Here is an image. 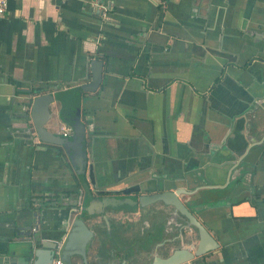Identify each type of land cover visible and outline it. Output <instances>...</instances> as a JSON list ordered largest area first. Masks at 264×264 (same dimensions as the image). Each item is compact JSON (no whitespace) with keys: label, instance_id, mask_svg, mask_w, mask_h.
<instances>
[{"label":"crops","instance_id":"crops-1","mask_svg":"<svg viewBox=\"0 0 264 264\" xmlns=\"http://www.w3.org/2000/svg\"><path fill=\"white\" fill-rule=\"evenodd\" d=\"M95 59L103 78L83 92L84 145L61 155L39 140L32 100L54 94L46 127L62 135L58 98L91 81ZM76 174L93 194L215 186L202 191L198 214L218 249L187 264H264V0H9L0 20V255L27 231L65 233L75 205L30 203L75 197ZM179 236L184 246L199 240L195 228ZM105 246L89 252L90 264H117Z\"/></svg>","mask_w":264,"mask_h":264},{"label":"water","instance_id":"water-1","mask_svg":"<svg viewBox=\"0 0 264 264\" xmlns=\"http://www.w3.org/2000/svg\"><path fill=\"white\" fill-rule=\"evenodd\" d=\"M91 66L90 82L80 85V88L65 89L58 98L62 116L72 129L71 136L51 132L46 127V123L52 117L51 104L56 100L54 94L47 92L33 98L31 118L41 142L61 145L68 154H71L72 146L84 145L86 126L82 121L81 112L83 92L96 91L103 78V61L95 59ZM205 189L217 188L200 186L188 191L184 188L169 189L157 185L153 192L141 194L137 198L132 195L119 197L108 191L93 194L91 190H88L83 203L76 201L75 208L71 209V215L75 214V216H70L68 227L63 235L49 239L40 233L27 231V238L24 241L13 239L8 242L0 255V264H53L55 258H59L61 264H76L77 256L81 257L82 264H90L88 249L91 242L95 240L102 242L104 237L100 225L94 221L96 216H101L108 226L110 223L105 213L106 208L136 206L143 208L154 203H163L170 210L172 209L181 234H186L190 229L195 228L198 231L199 240L189 246L180 244L178 248L170 250L166 256L160 257L155 252L154 260L150 264H187L212 254L218 249L216 239L204 226L198 214L204 208L202 191ZM213 202L218 204L220 199H209L208 205ZM123 264H126V261Z\"/></svg>","mask_w":264,"mask_h":264},{"label":"flooded vegetation","instance_id":"flooded-vegetation-1","mask_svg":"<svg viewBox=\"0 0 264 264\" xmlns=\"http://www.w3.org/2000/svg\"><path fill=\"white\" fill-rule=\"evenodd\" d=\"M108 192L119 197L132 195L137 198L140 195L119 189ZM105 213L110 225L107 226L101 216L94 218V221L100 225L104 237L102 242L96 240L91 242L88 258L92 249L101 256L105 245L109 243L108 258L116 261L117 264H123L124 261L126 264H150L154 260L155 252L162 257L168 255L170 250L179 247V232L167 234L168 230L176 229L177 220L172 209L170 210L163 203H154L143 208L139 206L106 208ZM75 262L82 264L81 257H75Z\"/></svg>","mask_w":264,"mask_h":264},{"label":"trees","instance_id":"trees-1","mask_svg":"<svg viewBox=\"0 0 264 264\" xmlns=\"http://www.w3.org/2000/svg\"><path fill=\"white\" fill-rule=\"evenodd\" d=\"M40 89H35V93H39ZM44 92V91H43ZM59 148V153L61 155H64L63 146L57 145ZM75 180L78 185V193H75V197L72 196V192H65V191H58L54 194L52 198H49L48 200H43V202H38L37 197H32L30 206L34 210H38L40 208H43V206H65L68 208H71L75 204V200H78V203H81L84 198L85 194L89 190V185L87 183L86 177L84 174L82 175H75ZM74 199V201L72 200Z\"/></svg>","mask_w":264,"mask_h":264},{"label":"built area","instance_id":"built-area-1","mask_svg":"<svg viewBox=\"0 0 264 264\" xmlns=\"http://www.w3.org/2000/svg\"><path fill=\"white\" fill-rule=\"evenodd\" d=\"M8 4L9 0H0V20L3 19L5 16L7 10H8ZM62 135L63 136H71L72 135V129L70 126H63L62 127ZM53 264H61L59 258H55L53 261Z\"/></svg>","mask_w":264,"mask_h":264}]
</instances>
